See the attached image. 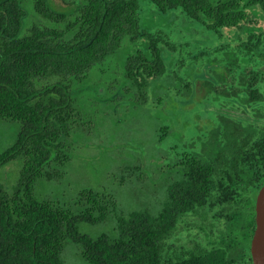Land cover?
Returning a JSON list of instances; mask_svg holds the SVG:
<instances>
[{"label":"trees","instance_id":"1","mask_svg":"<svg viewBox=\"0 0 264 264\" xmlns=\"http://www.w3.org/2000/svg\"><path fill=\"white\" fill-rule=\"evenodd\" d=\"M150 1L163 13L180 9L215 32L244 29L247 56L264 60V32L254 26L258 17L264 22V0ZM30 6L51 23L33 22L24 33ZM140 12L137 0H83L74 10H58L51 0H0V119L18 128L0 152V170L19 164L15 181L0 183V264H64L67 240L81 244L90 264H252L255 197L247 200L246 189L258 192L264 182V121L251 109L252 102L264 104L260 70L246 81L247 102L236 111L238 119L222 121L224 150L210 158L200 150L183 153L160 208L117 217L114 234L80 230L81 223L97 224L109 216L98 190H83L75 208L58 195L39 192L70 160L89 75L120 47L129 51L123 60L126 84L116 93L144 103L150 99L151 80L165 72L163 44L170 42L143 23ZM223 204L232 211L228 234L216 245L181 251L170 242L182 215Z\"/></svg>","mask_w":264,"mask_h":264},{"label":"rangeland","instance_id":"2","mask_svg":"<svg viewBox=\"0 0 264 264\" xmlns=\"http://www.w3.org/2000/svg\"><path fill=\"white\" fill-rule=\"evenodd\" d=\"M51 1L58 10H74L83 0ZM137 1L143 23L161 30L170 42L162 48L165 72L151 80V97L144 103L116 93L126 84L123 60L128 47H120L108 63L93 70L80 97L82 116L72 131L70 160L61 176L39 188L41 194L58 195L73 208L83 190H98L110 213L106 221L80 224V230L91 235L114 234L117 217L133 209L160 208L177 177V154L202 149L210 158L223 151L222 121L238 119L236 111L242 112V102H247L246 81L256 70L262 73L264 91V60L247 56L244 29L224 27L215 32L180 9L163 13L150 0ZM28 9L24 33L33 22L51 23L31 6ZM262 19L258 17L254 26L264 32ZM112 84L117 89L109 88ZM251 109L264 121V104L252 102ZM161 126L164 130H159ZM17 131L15 122L0 119V152L14 141ZM18 174L17 162L7 164L0 170V183H13ZM246 191L247 200L256 198L253 187ZM231 211L223 204L182 215L170 242L181 251L216 245L228 234ZM61 258L64 264H90L81 244L72 240L66 241Z\"/></svg>","mask_w":264,"mask_h":264},{"label":"water","instance_id":"3","mask_svg":"<svg viewBox=\"0 0 264 264\" xmlns=\"http://www.w3.org/2000/svg\"><path fill=\"white\" fill-rule=\"evenodd\" d=\"M252 264H264V182L255 198V228L250 240Z\"/></svg>","mask_w":264,"mask_h":264},{"label":"flooded vegetation","instance_id":"4","mask_svg":"<svg viewBox=\"0 0 264 264\" xmlns=\"http://www.w3.org/2000/svg\"><path fill=\"white\" fill-rule=\"evenodd\" d=\"M198 150H199V149H198ZM194 151H195V150H191L190 152L186 153V156H187V155H191V156H192L193 153H194ZM200 153L205 154L204 152H202V149H200ZM191 156H190V157H191ZM183 157H184V156H183V153H180V154L178 153V154H177V157H176V159H177L176 164H177V162H178V163L182 162L181 159H182Z\"/></svg>","mask_w":264,"mask_h":264}]
</instances>
